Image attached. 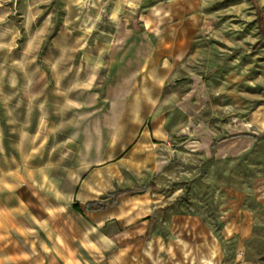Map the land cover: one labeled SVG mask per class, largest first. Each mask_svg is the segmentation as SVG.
<instances>
[{
	"label": "rangeland",
	"instance_id": "374dc122",
	"mask_svg": "<svg viewBox=\"0 0 264 264\" xmlns=\"http://www.w3.org/2000/svg\"><path fill=\"white\" fill-rule=\"evenodd\" d=\"M108 5L0 0V264H264V0H146L118 18ZM144 58L171 74L143 122L155 119L163 134L151 141L168 148L150 170L121 177L115 161L94 157L121 116L132 146L121 73ZM143 81L129 89L152 86ZM121 190L110 218L129 224L156 206L150 257H119L120 225L99 226L84 209ZM172 212L202 216L213 244L169 240Z\"/></svg>",
	"mask_w": 264,
	"mask_h": 264
},
{
	"label": "crops",
	"instance_id": "0c3cea01",
	"mask_svg": "<svg viewBox=\"0 0 264 264\" xmlns=\"http://www.w3.org/2000/svg\"><path fill=\"white\" fill-rule=\"evenodd\" d=\"M106 1L111 2V5H108L104 9L106 16L109 18L121 17V12L125 10L132 11L134 8H137L141 2H146V0ZM178 59L179 57L173 59L161 58L158 61L161 62L162 66H170ZM149 62L151 61L147 58L139 60L137 63H131V61H128L121 73V75H124V77H127L129 80L123 81V83L121 84L123 86V90L120 96L124 98L131 97L133 99L132 113L134 115V120L131 122V124L133 127L136 125L138 127V132L132 146L129 148L130 143L126 142L127 140L124 141V139H121L120 137V134L123 133V131L127 128L125 127L123 118L121 116V118H119V121H117L115 125V138L111 140V147L104 149V141L100 140L97 150V154L99 157H94L95 161L99 163L115 161L117 172L121 177H124V170L128 169L140 173H142L144 170H150V168L158 158L156 157L157 150L160 151V155L163 156L165 155V150L168 148L162 142L157 143L151 141L150 136L154 138H156L157 136L158 139L161 140L162 138L160 136L163 134V130L159 126H156V121L154 118L153 121H151L152 123L150 128L143 126L144 119L148 115L158 112L157 106L159 104V95L157 94V89L161 84L169 81L171 77V74L169 73V70L167 68L156 69L155 66H153L152 68V64H149ZM144 79L152 82V86L150 87L142 83L140 89H129L131 88V84H129V82L132 83L133 86L134 82H138L139 80L144 82ZM188 100L189 95L186 94L180 100V103L182 104L181 106H184V108H191V106H189L188 104ZM181 106H179V108ZM184 108L182 109L187 112L189 111ZM197 130L200 131V129ZM95 146H97V144L93 145L92 147L94 148ZM109 149L110 151L115 150V152H117V157H108L110 154ZM162 158H164L166 161L169 160V157H160L158 161L162 162ZM80 160L87 163V159H85L84 157H80L79 161ZM146 189L148 190L149 188ZM79 191H83L86 193V191L82 189ZM121 192L122 193L116 198L117 203L121 197L125 196L124 194L126 190H121ZM75 198L77 200H80L77 197V194ZM117 203L114 206L107 207L104 210L91 212L99 215L98 219L101 222L99 223L98 221L99 226L116 223L120 225V229L117 230L112 236L114 240L124 241L125 243V245L117 252L119 254V257H124L126 259L137 257L141 258L145 257V254L150 257L149 252L146 249L145 243L147 241L145 239H147L146 235L148 234L149 227L151 225V217L154 212L153 208H155L156 206H152L151 211L148 215L136 217L131 223L126 224L124 218H110L106 216L107 212L112 210L117 205ZM80 208L82 207H79V209ZM167 228L169 240L183 245H212L217 236V233L202 216L192 213H170L168 217ZM102 252L103 251H100V253Z\"/></svg>",
	"mask_w": 264,
	"mask_h": 264
},
{
	"label": "trees",
	"instance_id": "16d2710c",
	"mask_svg": "<svg viewBox=\"0 0 264 264\" xmlns=\"http://www.w3.org/2000/svg\"><path fill=\"white\" fill-rule=\"evenodd\" d=\"M257 19H258L259 29L261 30V33L264 34V28H262V16H261L260 13H258ZM121 193H122L121 191L114 192V193L111 194L112 198L108 199V200H105V201H100V200L88 201V202L85 203L84 208L87 211H99V210H104L107 207L114 206L117 203L116 198ZM74 208L77 211H80L78 205H74Z\"/></svg>",
	"mask_w": 264,
	"mask_h": 264
}]
</instances>
